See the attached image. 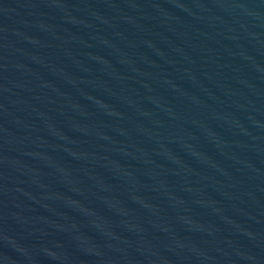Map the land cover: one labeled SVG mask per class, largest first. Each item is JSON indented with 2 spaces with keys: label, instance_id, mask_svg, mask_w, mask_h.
<instances>
[{
  "label": "water",
  "instance_id": "95a60500",
  "mask_svg": "<svg viewBox=\"0 0 264 264\" xmlns=\"http://www.w3.org/2000/svg\"><path fill=\"white\" fill-rule=\"evenodd\" d=\"M0 264H264V0H0Z\"/></svg>",
  "mask_w": 264,
  "mask_h": 264
}]
</instances>
